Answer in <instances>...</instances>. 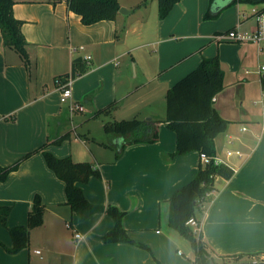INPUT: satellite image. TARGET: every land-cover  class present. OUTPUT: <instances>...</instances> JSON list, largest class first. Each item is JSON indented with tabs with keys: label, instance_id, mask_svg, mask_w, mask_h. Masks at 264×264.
<instances>
[{
	"label": "crops",
	"instance_id": "1",
	"mask_svg": "<svg viewBox=\"0 0 264 264\" xmlns=\"http://www.w3.org/2000/svg\"><path fill=\"white\" fill-rule=\"evenodd\" d=\"M118 2L128 12L83 24L64 0H14L29 64L3 46L0 32V166L19 160L0 179V206L10 207L8 227L27 224L35 195L44 212L28 245L15 253L5 249L12 239L0 225V264H196L189 241L169 225L168 199L206 162L197 150L172 155L176 134L163 121L165 95L204 58L215 56L223 87L211 98L212 107L228 124L214 137L216 152L209 157L231 174L215 176L212 191L195 208L199 231L193 232L215 264H230L238 255L237 261L264 260V77L256 72L264 64V40L214 38L229 29L254 30L253 9L264 4L178 0L159 18L156 0ZM75 58L87 68L71 77ZM66 74L72 78L69 103L81 104V111L71 113L59 100L56 79ZM114 101L109 116L97 115ZM133 116L159 119L157 139L121 149L126 138L105 134L103 123ZM92 119L102 122L101 130L91 126ZM42 148L98 169L99 176L79 183L83 194L93 204L123 210L134 243L100 238L113 226L105 210L78 219Z\"/></svg>",
	"mask_w": 264,
	"mask_h": 264
},
{
	"label": "trees",
	"instance_id": "2",
	"mask_svg": "<svg viewBox=\"0 0 264 264\" xmlns=\"http://www.w3.org/2000/svg\"><path fill=\"white\" fill-rule=\"evenodd\" d=\"M61 1V0H54ZM68 8L80 15L83 24H91L99 20H113L119 11L118 0H64ZM159 18H163L178 0H156ZM146 0H143L142 4ZM232 2H244L250 5L264 4V0H232ZM14 0H0V32L3 46L14 49L22 61L28 66L29 57L26 51L25 37L21 31L22 21L13 15ZM261 9H264L262 7ZM86 63L81 58H75L71 64V77L86 70ZM69 75L61 77L65 80ZM223 87V69L219 59L215 57L204 58L200 64L175 82L166 92V109L163 121L168 128L176 134V148L172 155L185 154L197 150L205 155L215 154L214 137L223 131L228 121L220 117L212 107L211 98ZM264 88V80H263ZM117 106V102H111L98 110L97 115H110ZM155 121L140 119L135 116L127 119L116 120L108 118L103 123V132L107 135H120L126 138L121 147L139 142H154L157 139ZM66 135L53 142L59 143ZM42 154L45 163L54 174L63 180L66 202L74 211L79 220H84L91 214L105 210L113 219L110 230L100 236L104 242H133L124 228L122 218L124 211L115 205H101L89 202L79 183H85L92 175L99 176V171L87 161H74L71 156L57 157L52 152L44 150ZM31 152L25 154L26 158ZM118 156V153L117 155ZM19 160L10 166H0V179L16 169ZM217 174L228 177L229 169L222 165H216L212 160L201 162L196 173L185 184L175 189L170 195L168 222L169 225L184 236L190 243L196 264H209L213 259L205 241L200 234H194L186 221L194 216L198 202L206 198L212 191L214 178ZM9 206H0V225L7 227L12 239V246L5 249L9 253H15L26 247L29 243V233L33 227L42 223L44 205L38 195H35L28 211L27 224L8 227L6 224L9 214ZM145 247L143 244L136 243ZM0 245L3 243L0 241ZM240 256L234 258L237 261ZM216 263V261L214 260Z\"/></svg>",
	"mask_w": 264,
	"mask_h": 264
},
{
	"label": "built area",
	"instance_id": "3",
	"mask_svg": "<svg viewBox=\"0 0 264 264\" xmlns=\"http://www.w3.org/2000/svg\"><path fill=\"white\" fill-rule=\"evenodd\" d=\"M254 18L256 21V26L252 31H243L239 28L229 29L221 34L214 35V38L219 40L231 41V42H254L260 43L264 40V9H253ZM82 48V46H80ZM89 55H86L85 58H89ZM256 72L264 77V64H259L257 66ZM57 85L59 87V100L61 103H66L69 111L72 113L74 110H83V107L79 103H69V100L72 96V78L68 76L65 80H62L61 77L56 79ZM237 152V151H236ZM228 154L231 151L227 152ZM238 153V152H237ZM201 158L203 161L207 162L211 159L208 155L201 153ZM215 162H222V160L215 156L212 157ZM186 224L192 226L194 232L199 231V226L194 217H190ZM79 237L78 234L75 235Z\"/></svg>",
	"mask_w": 264,
	"mask_h": 264
},
{
	"label": "water",
	"instance_id": "4",
	"mask_svg": "<svg viewBox=\"0 0 264 264\" xmlns=\"http://www.w3.org/2000/svg\"><path fill=\"white\" fill-rule=\"evenodd\" d=\"M128 12L124 7L119 8V13L123 14ZM209 264H215L212 259L209 260ZM230 264H264V260H241L235 261Z\"/></svg>",
	"mask_w": 264,
	"mask_h": 264
},
{
	"label": "rangeland",
	"instance_id": "5",
	"mask_svg": "<svg viewBox=\"0 0 264 264\" xmlns=\"http://www.w3.org/2000/svg\"><path fill=\"white\" fill-rule=\"evenodd\" d=\"M90 124L94 129H97V130L102 129V122L97 119H92Z\"/></svg>",
	"mask_w": 264,
	"mask_h": 264
}]
</instances>
